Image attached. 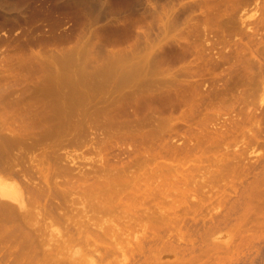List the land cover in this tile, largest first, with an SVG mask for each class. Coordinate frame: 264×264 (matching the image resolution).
Segmentation results:
<instances>
[{"label":"rangeland","instance_id":"374dc122","mask_svg":"<svg viewBox=\"0 0 264 264\" xmlns=\"http://www.w3.org/2000/svg\"><path fill=\"white\" fill-rule=\"evenodd\" d=\"M0 157V264H264V0H0Z\"/></svg>","mask_w":264,"mask_h":264},{"label":"bare ground","instance_id":"6f19581e","mask_svg":"<svg viewBox=\"0 0 264 264\" xmlns=\"http://www.w3.org/2000/svg\"><path fill=\"white\" fill-rule=\"evenodd\" d=\"M5 146V145H4ZM7 147H5V149L4 150H8V149H6ZM8 157L9 156H11V155H7ZM6 157V156H5ZM7 157V158H8ZM13 157V156H12ZM12 157H9L10 159H12ZM1 158V160H2V157H0ZM8 160V159H7ZM4 161H5V164H6V160H2V162L4 163ZM9 161H11V160H9ZM8 161V162H9ZM15 161V159L11 162V164H14L13 162ZM7 162V163H8ZM10 163V162H9ZM9 163H8V165H9ZM7 165V164H6ZM19 187H18V185L16 184V183H14V182H12V181H9L8 179H6V178H4V177H2V176H0V199L2 200V198L3 199H5L4 201H3V204H0L2 207H4L5 205H6V203H9V205L12 203V205H13V202H18V203H16V205L18 204L19 205V208H20V206L22 207V208H20V209H23V210H21L22 212L23 211H25V212H23V214L22 215H24V217H29L30 216V214H28V213H30V211L32 210V211H34V213H36V215H37V217L38 216H43V212L40 210V211H36L35 209H33L31 206H28L27 204L28 203H26L25 201L24 202H22V203H26L25 204V206L24 205H21V204H19V202H21L20 201V199H21V196L20 195H23V194H21L22 192H19ZM24 196H26V195H24ZM23 196V197H24ZM27 197V196H26ZM26 199V198H25ZM25 199H21V200H25ZM8 200V201H7ZM13 201V202H11V201ZM28 200V199H27ZM29 201V200H28ZM1 203V202H0ZM8 205V204H7ZM6 205V206H7ZM18 205H17V207H18ZM11 206V205H10ZM10 206H8V207H5V208H7V210H8V208L10 207ZM24 206V207H23ZM27 206V208L25 209V207ZM12 207V206H11ZM10 207V209H9V211L10 210H12L13 209V207L11 208ZM29 207V208H28ZM30 208H31V210H30ZM20 209H17L18 210V212L20 211ZM29 209V210H28ZM31 211V212H32ZM36 211V212H35ZM11 212V211H10ZM17 212V211H16ZM21 213V212H20ZM20 213H18V214H20ZM25 213V214H24ZM27 213V214H26ZM34 213H31V214H34ZM17 214V215H18ZM1 216H0V218L2 219L1 220V222H3V218H2V214H0ZM21 215V216H22ZM35 215V216H36ZM19 217H20V215H19ZM24 217H22V218H24ZM22 218H19L20 220L22 219ZM26 218H24V220H25ZM23 220V219H22ZM0 222V224H2Z\"/></svg>","mask_w":264,"mask_h":264}]
</instances>
